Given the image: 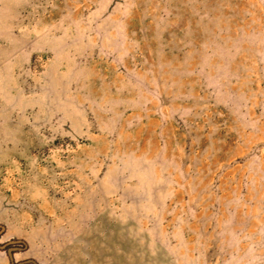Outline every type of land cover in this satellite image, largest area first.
I'll return each mask as SVG.
<instances>
[{"label":"rangeland","instance_id":"374dc122","mask_svg":"<svg viewBox=\"0 0 264 264\" xmlns=\"http://www.w3.org/2000/svg\"><path fill=\"white\" fill-rule=\"evenodd\" d=\"M0 264H264V0H0Z\"/></svg>","mask_w":264,"mask_h":264}]
</instances>
